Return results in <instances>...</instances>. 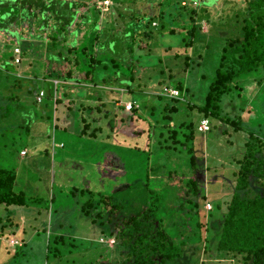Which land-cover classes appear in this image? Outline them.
Segmentation results:
<instances>
[{
	"label": "rangeland",
	"instance_id": "374dc122",
	"mask_svg": "<svg viewBox=\"0 0 264 264\" xmlns=\"http://www.w3.org/2000/svg\"><path fill=\"white\" fill-rule=\"evenodd\" d=\"M104 1L75 0V19L63 32L50 13H45V22L38 11L31 20L19 16L11 25L0 24V53L7 60L10 56L16 76L27 79L14 92L37 112L33 124V116L28 117V135L24 128L2 139L7 148L0 149L1 162L15 171L14 189L33 202L7 211L0 205V264H127L107 233H117V215L143 204L138 188L148 166L189 173L186 147H192L202 174L200 194L211 203L210 208L204 205L207 211L216 204L225 209L234 191V173L248 136L217 118H207L209 132H197L203 117L198 107L204 104L226 39L242 36L247 4L257 0ZM111 28L113 42L104 63L108 68L101 63L90 67L88 51H103L107 42L98 36ZM6 45L12 47L11 54ZM89 67L94 70L92 81L85 70ZM31 75H38L37 80ZM257 76L262 73L240 77L245 84L222 102L223 115L235 105L250 126L263 125L259 102L264 97L259 101L257 91L251 92ZM178 87L182 98L167 95L169 88ZM125 100L133 101L135 113L119 107ZM171 107L178 112L169 111ZM184 121L194 131L192 141L181 145L172 131ZM158 151L163 157H156ZM89 195L108 197L122 210L110 216L103 209L99 219L85 216L80 207ZM207 221L205 250L188 246L174 264H242L239 257L217 255L219 225L213 218Z\"/></svg>",
	"mask_w": 264,
	"mask_h": 264
},
{
	"label": "trees",
	"instance_id": "16d2710c",
	"mask_svg": "<svg viewBox=\"0 0 264 264\" xmlns=\"http://www.w3.org/2000/svg\"><path fill=\"white\" fill-rule=\"evenodd\" d=\"M247 7L246 19L244 20V17L241 20L243 34L240 38L226 39L227 43L221 49L219 65L208 84L204 104L198 107L204 118L220 119L234 131L245 132L248 136L239 168L234 173L235 185L231 198L223 210L220 204L213 205V210L207 211L204 208V205L211 206V203L207 195L200 194L202 174L194 161L192 147H186L189 159L185 165L189 166V173L181 168L167 169L166 165L148 166L145 178L141 180L142 185L137 187L139 194L143 195L141 201L143 204L130 214H123L121 217L117 215L118 219L113 223L114 226L118 223L117 233H107L108 237L114 238L116 243L114 245L123 250L127 264H174L182 259L188 246H193L198 251L200 247L205 250L208 240L204 233L209 232L208 218H213V223L219 225L216 236L219 257H239L242 264H264V123L255 127L250 126L235 105H232L228 114H222V102L231 97L235 89L245 84L241 76L261 72L262 76H257L251 92L257 91L255 94L259 101L264 97V0H257L255 5L247 4ZM35 11L41 13L45 22L49 19L45 13H50L61 24L58 31L63 32L75 19V0H11V3L0 0V24L11 25L19 16L23 21L31 20L37 15ZM103 30L105 29H100L101 32ZM112 31L111 28L103 36H98L107 42L106 48L96 53L98 57L94 53L91 55L92 50L88 51L90 67L101 63L104 70L108 68L104 63L110 57L106 52L108 44L113 42L110 37ZM68 35L74 37L75 32ZM98 37L96 36L97 39ZM72 44L73 40L70 42V45ZM11 49L12 47L5 46L8 54H11ZM82 55H86L85 48H82ZM90 67L85 70L92 81L94 70ZM117 74L118 69L116 72L113 71L112 75ZM31 76L34 77V81L37 80L38 75ZM51 77L63 79L58 75ZM26 80L16 76L10 56L7 60L0 53V126L9 125L7 130L0 127V131L4 132L0 134L1 150L7 148L2 139L8 133L25 128L28 135L31 128L28 117L33 116V121L37 118L35 107L23 105L20 102L21 96H18L19 92H14L15 87L21 86ZM178 90L181 93V87H178ZM259 104L264 113V99ZM119 107L125 110L123 106ZM154 110L155 108H152L151 112ZM169 111L177 113L178 108L171 107ZM135 112L136 108L130 113ZM184 122L172 131V134L174 131L179 134L178 136L176 134V137L184 142L179 143L181 145H186L193 139L192 124L189 121ZM260 131H263L262 136L259 135ZM1 154L2 152H0V205L5 211L10 207L31 206L32 198L26 196L23 191L18 192L14 189L15 171L4 166ZM156 154H158L156 157L164 155L162 151ZM82 194L93 193L84 191ZM109 200L108 197L96 199L94 195H89L80 209L85 216L91 215L98 219L105 209L110 216L112 211L121 212L122 209L109 203ZM101 204L103 208L100 211ZM96 209L100 212L93 215V210ZM110 216L108 219L111 222L113 219Z\"/></svg>",
	"mask_w": 264,
	"mask_h": 264
},
{
	"label": "built area",
	"instance_id": "2783aa9c",
	"mask_svg": "<svg viewBox=\"0 0 264 264\" xmlns=\"http://www.w3.org/2000/svg\"><path fill=\"white\" fill-rule=\"evenodd\" d=\"M104 4H107V1L105 0L104 2H103ZM16 53L18 52V49H15L14 50ZM16 62H17V59L15 60ZM39 96L37 97L38 98V100H40V98L42 97V93H39L38 94ZM167 95L168 96H170V97H177L178 95H179V91L178 90H175V89H168L167 90ZM124 108H125V110L128 112V111H131L132 110V108H133V104L130 102V103H125V105H124ZM198 131L199 132H206V131H208L209 130V122H208V120L207 119H202L200 122H199V125H198ZM208 208H210V205H206ZM11 245H13V244H11Z\"/></svg>",
	"mask_w": 264,
	"mask_h": 264
},
{
	"label": "clouds",
	"instance_id": "9594fccd",
	"mask_svg": "<svg viewBox=\"0 0 264 264\" xmlns=\"http://www.w3.org/2000/svg\"><path fill=\"white\" fill-rule=\"evenodd\" d=\"M196 5H197V3H196ZM170 89H175V88H170ZM176 90V89H175ZM179 97H181L182 98V94L179 92ZM175 100H180V98H176ZM132 103V102H131ZM124 107V106H123ZM129 112V111H128ZM202 119H204V117H202ZM201 119V120H202ZM205 119H207V118H205ZM200 120V121H201ZM208 120V119H207ZM199 121V122H200ZM208 122H209V120H208ZM198 125H199V123H198ZM197 128H198V126H197ZM197 131H198V129H197ZM210 131V124H209V130L208 131H206V132H209ZM199 132V131H198ZM206 132H199V133H206Z\"/></svg>",
	"mask_w": 264,
	"mask_h": 264
},
{
	"label": "crops",
	"instance_id": "0c3cea01",
	"mask_svg": "<svg viewBox=\"0 0 264 264\" xmlns=\"http://www.w3.org/2000/svg\"><path fill=\"white\" fill-rule=\"evenodd\" d=\"M124 93V92H123ZM257 93V92H256ZM120 102H122V101H120ZM130 102H133V101H126L125 100V103H130ZM119 103V102H118ZM34 123V121L32 122V124Z\"/></svg>",
	"mask_w": 264,
	"mask_h": 264
},
{
	"label": "water",
	"instance_id": "95a60500",
	"mask_svg": "<svg viewBox=\"0 0 264 264\" xmlns=\"http://www.w3.org/2000/svg\"><path fill=\"white\" fill-rule=\"evenodd\" d=\"M7 2L11 3V0H6ZM15 23V22H14Z\"/></svg>",
	"mask_w": 264,
	"mask_h": 264
}]
</instances>
